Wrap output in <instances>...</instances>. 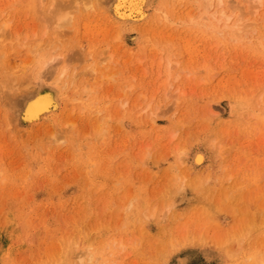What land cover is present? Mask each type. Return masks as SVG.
I'll return each mask as SVG.
<instances>
[{
    "label": "rangeland",
    "instance_id": "obj_1",
    "mask_svg": "<svg viewBox=\"0 0 264 264\" xmlns=\"http://www.w3.org/2000/svg\"><path fill=\"white\" fill-rule=\"evenodd\" d=\"M76 1L0 0V264H264V0Z\"/></svg>",
    "mask_w": 264,
    "mask_h": 264
},
{
    "label": "bare ground",
    "instance_id": "obj_2",
    "mask_svg": "<svg viewBox=\"0 0 264 264\" xmlns=\"http://www.w3.org/2000/svg\"><path fill=\"white\" fill-rule=\"evenodd\" d=\"M84 2V0H80V2L81 3H83ZM203 1H205V0H203ZM202 1V2H203ZM218 0H216V4H215V2H214V0H206L205 2H207V7L208 8H210L211 9V7H213L214 6V4H215V11H217L216 10V8L217 7H219V6H221V9H222V2H223V0H219V3L217 2ZM228 1V0H227ZM226 1V2H227ZM44 2V1H43ZM57 2H58V0H57ZM76 2H78L79 3V0L78 1H76ZM96 2V1H95ZM204 2V3H205ZM229 2V1H228ZM231 3L230 4H232V1H230ZM203 3V4H204ZM50 4V3H49ZM59 4V5H58ZM76 4V3H75ZM91 4H93V0H86V3H84L83 4V6H85V7H90V5ZM44 5V4H43ZM51 5V4H50ZM77 5V4H76ZM122 6H120V8H122V9H124V8H127L126 7V5H125V2H123L122 4H121ZM187 5V4H186ZM205 5H206V3H205ZM229 4L227 3V5L226 6H228ZM237 5V4H236ZM57 7V9L54 11V13H53V16H52V18H50L51 19V22H55V24H57L58 26H62V27H65L67 24H69V22H70V18H69V13H71L70 11H67L68 9L66 8V10H64L65 9V7H67L66 5H64L63 3H56L55 5H52V7ZM75 6V5H74ZM183 6V5H182ZM204 6V5H203ZM243 6V5H242ZM248 6V5H247ZM249 6H250V4H249ZM78 7V6H77ZM88 7V8H89ZM179 7H180V5H179ZM206 7V6H205ZM207 7H206V9H204L205 11L207 10ZM229 7H230V5H229ZM233 7V6H232ZM87 8V9H88ZM193 8V7H192ZM44 9V8H43ZM85 9V8H84ZM186 9V8H185ZM189 9H190V7H189ZM228 9V8H227ZM70 10V9H69ZM93 10V9H92ZM120 10V9H119ZM173 10V9H172ZM214 10H212L213 12H214V15L216 14L217 15V13L214 11ZM181 11V10H180ZM209 11V10H208ZM207 11V12H208ZM221 11V10H220ZM119 12V11H118ZM121 12V11H120ZM130 12V11H129ZM222 12V11H221ZM220 12V13H221ZM118 14V13H117ZM122 14V13H121ZM124 14V13H123ZM210 14V13H209ZM230 14H231V11H230ZM125 15V14H124ZM132 15H134V14H132ZM137 15H138V13H137ZM190 15V14H189ZM206 15V14H205ZM219 15V14H218ZM217 15V17H218V19L219 18H223V19H225L227 16H228V14L226 15L225 14V12H224V10H223V12L221 13V15H220V17ZM233 15V14H232ZM241 15V14H240ZM128 16V15H127ZM135 16V15H134ZM144 16V15H143ZM173 16V15H172ZM142 17V16H141ZM140 17V18H141ZM99 18V17H98ZM111 18V17H110ZM129 18H130V16H129ZM213 18V17H212ZM214 18H215V16H214ZM221 18V19H222ZM13 19V18H12ZM139 19V18H138ZM142 19V18H141ZM190 19H191V15H190ZM220 19V20H221ZM222 19V20H223ZM229 21H228V23L230 22V19H231V17H229V18H227ZM159 20V19H158ZM215 20V19H214ZM221 20V21H222ZM191 21V20H190ZM220 21V22H221ZM10 23H11V21H9ZM88 22H90V21H88ZM160 22V21H159ZM185 22V21H184ZM218 22V21H217ZM222 22H224V20L222 21ZM4 23H6V22H4ZM3 23V21H2V24H4ZM86 23V22H85ZM9 24V23H8ZM233 24V23H232ZM231 24V26H233ZM107 25V24H106ZM205 25V24H204ZM224 25V24H223ZM0 26H2L1 25V23H0ZM51 26H53V25H51ZM225 26V25H224ZM237 26V25H236ZM239 27V26H238ZM8 28H10V27H8ZM13 28V27H12ZM51 28V27H50ZM218 28V27H217ZM116 29H117V27H116ZM228 29V28H227ZM235 29V28H234ZM7 30V29H6ZM5 30V31H6ZM88 30V29H87ZM114 30V29H113ZM236 30V29H235ZM8 32L10 31V29L9 30H7ZM46 31V30H45ZM60 31V30H59ZM12 32H14L15 33V35H17V33L15 32V29L12 31ZM122 32V31H121ZM119 33V32H118ZM5 34H6V32H5ZM10 34V33H9ZM218 34V33H217ZM1 35V34H0ZM11 35V34H10ZM220 35V34H219ZM231 35H232V33H231ZM16 37V36H15ZM121 38V37H120ZM235 38V37H234ZM4 39V38H3ZM31 51H33V50H31ZM102 51V50H101ZM34 52V51H33ZM30 54V53H29ZM32 55V54H31ZM33 55H34V53H33ZM37 56V55H36ZM107 56V55H106ZM96 58H97V56H96ZM48 60V59H47ZM43 62V61H42ZM45 62V61H44ZM47 62H49V60L47 61ZM108 62V61H107ZM2 64V63H1ZM50 65H52V64H50L49 63V67H47V68H50L51 66ZM100 65V64H99ZM10 66V65H9ZM95 66V65H94ZM40 67H42V66H40ZM100 67V66H99ZM53 68V67H52ZM91 68V67H90ZM113 68V67H112ZM119 68V67H118ZM45 69H46V67H45ZM44 69V70H45ZM9 71H11V70H9ZM47 71V70H46ZM45 71V72H46ZM105 71V70H104ZM13 72L14 71H12V72H10L9 73V78H13L14 77V75H16L17 73H15V74H13ZM61 72V71H60ZM43 73V72H42ZM47 73V72H46ZM4 74V73H3ZM38 74H40V73H38ZM102 74V73H101ZM42 75V74H41ZM113 75H115V74H113ZM44 76V75H43ZM19 77V76H18ZM39 77V76H38ZM62 77V76H61ZM14 78H16V76L14 77ZM13 78V79H14ZM21 78V77H20ZM35 78H37V77H35ZM42 78V77H41ZM40 78V79H41ZM44 78V77H43ZM101 78V77H100ZM10 79V80H11ZM13 79H12V86L13 85H15V83H14V81L16 80V79H14V81H13ZM114 79V78H113ZM37 80V79H36ZM39 80V79H38ZM20 81V80H19ZM18 81V82H19ZM23 81V80H22ZM25 81V80H24ZM27 81V80H26ZM40 81V80H39ZM114 81V80H113ZM32 82V81H31ZM30 82V83H31ZM34 82V81H33ZM37 83H38V81H36ZM1 83V82H0ZM7 83V82H6ZM6 83H4L3 84V82L1 83L2 84V87H3V85H4V89H5V91H6V88L8 87L7 86V84L9 83L10 84V82H8L7 84ZM24 83V82H23ZM22 83V84H23ZM26 83V82H25ZM24 83V84H25ZM54 83V82H53ZM19 84H21L20 82H19ZM23 84V85H24ZM33 84V83H32ZM6 85V86H5ZM17 85H18V83H17ZM16 85V86H17ZM27 86H30L31 84H26ZM34 85H36V86H38L37 84H35L34 83ZM35 86V87H36ZM70 87V86H69ZM16 88H19V87H16ZM15 88V89H16ZM4 89H1L2 91L4 90ZM10 90L12 89V87H10L9 88ZM13 89H14V87H13ZM12 89V90H13ZM34 90V89H33ZM32 90V91H33ZM35 90H37V89H35ZM4 91V92H5ZM20 91V90H19ZM18 91V92H19ZM25 91H26V89H25ZM4 92L2 93V92H0V93H2V95H6V94H4ZM6 92H8V91H6ZM22 93H21V95L23 94V91H21ZM31 92V91H30ZM34 92V91H33ZM36 92V91H35ZM92 92V91H91ZM13 93H15V91H13ZM8 94L10 95V93L8 92ZM8 94L6 95V96H8ZM27 93H25V95H26ZM31 93H29V95H30ZM17 95V94H16ZM16 95L14 96V95H12L11 94V97L13 96V97H16ZM20 95V96H21ZM18 96V95H17ZM26 97H27V95H26ZM26 97L25 98H22V99H25L26 100ZM5 98H7V97H5ZM10 98V97H9ZM28 99V98H27ZM21 100V99H20ZM14 104V103H13ZM23 105H24V103H23ZM22 105V106H23ZM79 108V107H78ZM23 109V108H22ZM26 109H27V112H28V115L29 116H31V117H33L34 119H41V117L46 113V112H48L49 111V109H50V102H49V100L46 98V97H44V96H42V95H40V94H37V93H35V94H31V96L29 97V99H28V102H27V104H26ZM202 155V154H201Z\"/></svg>",
    "mask_w": 264,
    "mask_h": 264
}]
</instances>
